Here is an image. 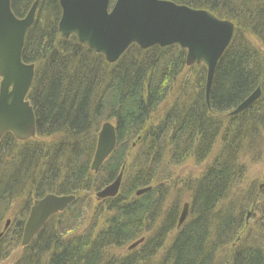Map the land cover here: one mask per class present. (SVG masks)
Wrapping results in <instances>:
<instances>
[{
    "label": "trees",
    "instance_id": "obj_1",
    "mask_svg": "<svg viewBox=\"0 0 264 264\" xmlns=\"http://www.w3.org/2000/svg\"><path fill=\"white\" fill-rule=\"evenodd\" d=\"M36 1L10 0L12 12L25 18ZM168 1L235 25L216 69L210 108L207 69L188 68L179 46L132 45L109 64L74 36L62 39L59 0H40L23 50L24 63L35 65L28 101L36 137L19 142L8 133L0 141V234L13 208L20 211L0 238V261L20 247L33 202L54 194L77 200L21 249L14 264H217L222 252L223 264H264V189L247 205L248 195L231 196L246 159L261 154L264 141V0ZM258 88L260 98L230 117ZM106 122L116 127L117 146L94 174ZM209 160L191 184L189 218L178 229L181 204L170 205L172 189L161 183V168ZM123 168L118 196L99 202V214L77 234L85 216L73 207L85 204L83 194L112 184ZM120 250L125 254L115 253Z\"/></svg>",
    "mask_w": 264,
    "mask_h": 264
},
{
    "label": "water",
    "instance_id": "obj_2",
    "mask_svg": "<svg viewBox=\"0 0 264 264\" xmlns=\"http://www.w3.org/2000/svg\"><path fill=\"white\" fill-rule=\"evenodd\" d=\"M39 1L25 18H17L10 0H0V140L11 133L18 141L36 136V117L27 100L35 76V66L23 62L28 31L35 23ZM60 0L62 8L58 32L62 39L75 37L79 44L101 54L115 64L132 45L142 50L179 46L186 51V66L204 65L207 69L206 103L219 61L232 42L235 25L207 10L190 8L168 0ZM261 96L258 88L229 116L245 112ZM117 145L116 127L105 123L98 135L91 166L98 173ZM124 168L117 179L96 194L97 200L115 198L120 190ZM140 190L137 196L149 192ZM76 201L75 196L47 195L36 200L24 226L22 245L28 246L45 224ZM189 204L183 206L179 226L187 219ZM9 225V221L6 227ZM143 240L130 246L138 247Z\"/></svg>",
    "mask_w": 264,
    "mask_h": 264
},
{
    "label": "rangeland",
    "instance_id": "obj_3",
    "mask_svg": "<svg viewBox=\"0 0 264 264\" xmlns=\"http://www.w3.org/2000/svg\"><path fill=\"white\" fill-rule=\"evenodd\" d=\"M37 15V14H36ZM162 113V112H161ZM156 119V116H155ZM154 119V120H155ZM157 120V119H156ZM261 149L262 152L255 158H248L245 161V174L241 183L233 188L231 192V196H239V195H248V199H245L244 205L249 204L248 201L251 202V198L254 194V191H259L260 193L264 189V141H261ZM219 147L215 148L214 155L218 151ZM211 160L207 161L204 164H196L193 161L188 162L182 166H163L161 168V178L164 179L161 183L164 185V182L167 183L168 187L172 189L170 196V205L177 202L182 206L185 203H189L191 200V184L194 180H197L199 176L205 171L206 167L209 165ZM93 172V171H92ZM94 173V172H93ZM96 174V173H94ZM104 189V188H103ZM101 189V190H103ZM97 193V192H96ZM96 193H88L83 194L82 197L85 199V204L83 206H74L73 210L80 211L85 216V222L81 223V226L77 230V234L84 233L91 225V218L94 214H99V201L97 200ZM237 198V197H235ZM251 206V205H250ZM83 211V212H82ZM87 211V212H86ZM19 207L15 206L12 212L8 215V219L12 222L14 221V217L16 214H19ZM92 215V217H91ZM181 212L179 213V216ZM247 223H249L252 216V209L247 210ZM58 220H62L61 217ZM252 222V221H251ZM9 228V226H8ZM249 229V226H248ZM253 235L256 234L257 230H249ZM173 233L170 238H174ZM148 237V236H145ZM14 246H12V254L7 259L0 261V264H14L16 260L22 254V247H18L14 250ZM113 252V251H112ZM126 250H120L115 252L116 254L123 255ZM225 252H222L217 259V264H223L225 259Z\"/></svg>",
    "mask_w": 264,
    "mask_h": 264
},
{
    "label": "bare ground",
    "instance_id": "obj_4",
    "mask_svg": "<svg viewBox=\"0 0 264 264\" xmlns=\"http://www.w3.org/2000/svg\"><path fill=\"white\" fill-rule=\"evenodd\" d=\"M59 5H60V0H59ZM60 8H61V6H60ZM61 11H62V8H61ZM96 150H97V147H96ZM95 153H96V151H95ZM95 156V155H94ZM93 160H94V158H93ZM92 163H93V161H92ZM91 166H92V164H91ZM103 166V165H102ZM101 166V167H102ZM101 169V168H100ZM238 185V184H237ZM235 188V187H234ZM20 246L23 248V249H25V248H27L28 246H23L22 245V241H21V244H20Z\"/></svg>",
    "mask_w": 264,
    "mask_h": 264
}]
</instances>
